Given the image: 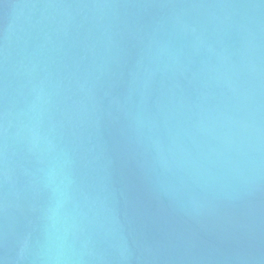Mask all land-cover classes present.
<instances>
[{"label": "water", "instance_id": "95a60500", "mask_svg": "<svg viewBox=\"0 0 264 264\" xmlns=\"http://www.w3.org/2000/svg\"><path fill=\"white\" fill-rule=\"evenodd\" d=\"M0 264H264V0H0Z\"/></svg>", "mask_w": 264, "mask_h": 264}]
</instances>
